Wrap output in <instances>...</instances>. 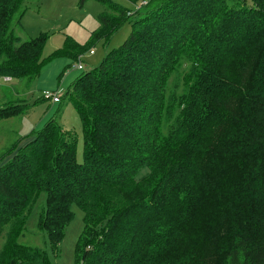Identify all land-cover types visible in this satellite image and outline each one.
<instances>
[{
  "label": "trees",
  "instance_id": "trees-1",
  "mask_svg": "<svg viewBox=\"0 0 264 264\" xmlns=\"http://www.w3.org/2000/svg\"><path fill=\"white\" fill-rule=\"evenodd\" d=\"M97 1L88 42L52 58L130 34L59 98L79 115L82 163L53 120L0 154V264H50L19 243L40 193L52 245L83 214L75 264H264V0ZM24 2L0 0V79L28 86L45 37L15 36ZM8 93L0 121L19 115Z\"/></svg>",
  "mask_w": 264,
  "mask_h": 264
},
{
  "label": "rangeland",
  "instance_id": "rangeland-1",
  "mask_svg": "<svg viewBox=\"0 0 264 264\" xmlns=\"http://www.w3.org/2000/svg\"><path fill=\"white\" fill-rule=\"evenodd\" d=\"M111 1L123 8L134 9L126 0ZM23 6L24 15L20 21L13 20L12 30L21 43L40 35L45 37L41 55L45 65L39 77L28 86L24 81L0 79V108L5 103L1 92L6 90L9 92L7 98L15 103L14 112L19 113L18 116L0 121V154L11 145L22 146L32 131L41 129L48 120H53L59 128L74 137L75 158L78 163H82L83 135L78 113L67 101L59 99L60 103L53 104L44 100L43 93L58 92L61 98L75 78L97 68L108 52L123 44L130 34V23H124L106 43H97L89 52L79 55L76 61L66 57L52 58L57 50L64 47L66 38H71L80 46L85 45L90 34L99 27V16L107 12L106 9L97 0H84L82 3L80 0H25ZM78 65L81 70H77ZM147 174V170H140L136 179ZM45 206V193H40L28 215L19 243L44 251L50 264H75L77 244L84 230L82 212L76 207L72 208L73 216L55 246L36 225L39 210ZM2 244L4 238L0 239V247Z\"/></svg>",
  "mask_w": 264,
  "mask_h": 264
},
{
  "label": "built area",
  "instance_id": "built-area-1",
  "mask_svg": "<svg viewBox=\"0 0 264 264\" xmlns=\"http://www.w3.org/2000/svg\"><path fill=\"white\" fill-rule=\"evenodd\" d=\"M145 4V2L142 3V5ZM77 70H81V66H77ZM5 81H8L9 79H4ZM43 99L44 100H49L50 102H52L53 104H58L59 103V96H58V92H44L43 93Z\"/></svg>",
  "mask_w": 264,
  "mask_h": 264
},
{
  "label": "crops",
  "instance_id": "crops-1",
  "mask_svg": "<svg viewBox=\"0 0 264 264\" xmlns=\"http://www.w3.org/2000/svg\"><path fill=\"white\" fill-rule=\"evenodd\" d=\"M3 80H4V79H3ZM1 89H2V88H1ZM1 93H2V92H1ZM23 145H24V144H23ZM23 145H22V146H23Z\"/></svg>",
  "mask_w": 264,
  "mask_h": 264
}]
</instances>
